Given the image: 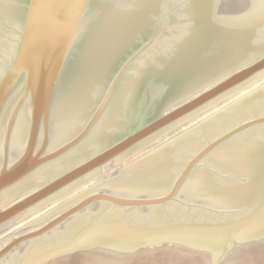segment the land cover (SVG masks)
Returning <instances> with one entry per match:
<instances>
[{
	"label": "water",
	"instance_id": "water-1",
	"mask_svg": "<svg viewBox=\"0 0 264 264\" xmlns=\"http://www.w3.org/2000/svg\"><path fill=\"white\" fill-rule=\"evenodd\" d=\"M0 264H264V0H0Z\"/></svg>",
	"mask_w": 264,
	"mask_h": 264
}]
</instances>
